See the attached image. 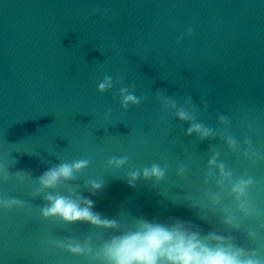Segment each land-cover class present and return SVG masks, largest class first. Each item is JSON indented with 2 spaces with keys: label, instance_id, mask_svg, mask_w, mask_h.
<instances>
[{
  "label": "water",
  "instance_id": "water-1",
  "mask_svg": "<svg viewBox=\"0 0 264 264\" xmlns=\"http://www.w3.org/2000/svg\"><path fill=\"white\" fill-rule=\"evenodd\" d=\"M106 75L114 86L100 92ZM121 87L141 103L125 110ZM161 94L192 111L184 104L190 96L196 120L217 135H186L189 123L164 109ZM221 115L231 121L227 134L251 139L264 154V0H0V164L10 176L0 197L27 202L0 210V264H89L49 241L113 234L45 219L46 201L31 197L44 171L77 159L90 161L77 180L46 191L67 194L79 185L89 195L85 180L99 177L104 187L92 199L103 217H178L264 257V218H243L234 230L218 210L202 207L206 190L221 191L215 180L203 183L209 171L219 176L208 168L216 151L234 177L255 178L249 198L264 209V159L249 161L228 147ZM113 156H127L128 168L167 166L165 180L141 176L130 187L124 170L107 169ZM223 193L233 206L227 185ZM250 227L258 241L248 238Z\"/></svg>",
  "mask_w": 264,
  "mask_h": 264
},
{
  "label": "clouds",
  "instance_id": "clouds-1",
  "mask_svg": "<svg viewBox=\"0 0 264 264\" xmlns=\"http://www.w3.org/2000/svg\"><path fill=\"white\" fill-rule=\"evenodd\" d=\"M114 86L113 78L104 76L98 83V90L105 92ZM121 106L127 110L129 105H139L141 98L135 95L128 87L119 89ZM159 100L164 109L174 112L175 117L189 123L185 134H195L199 139L205 140L217 135L216 129L198 122L193 115L196 106L192 104V98L186 97L184 104L192 108L179 105L171 97L159 95ZM107 115H111V109ZM220 123L225 126V135L222 137L228 147L237 154L242 152L249 161L262 160L264 154L253 148L251 139L241 143L234 136L227 134V128L231 121L221 115ZM127 156H113L107 160L108 170H124L130 187H135L136 182L143 177L144 180H154L160 184L167 175V166L152 163L143 168H128ZM88 159H77L71 162H62L49 167L38 179V187L31 193V197L42 196L46 201L40 208V214L45 219L59 218L66 224L84 222L94 228L111 230L113 234L105 238L104 233L89 234L81 239L67 237L64 239L50 240L49 244L59 247L73 255L84 256L89 264H264V257L258 250H250L237 245L231 235H222L215 231L202 232L198 225L191 221L178 217L169 218L167 221L149 219L143 216H132L122 211L118 217H103L95 211L96 201L92 199L104 187L102 179L91 177L85 180V187L89 195H84L79 190V185H71L67 194L55 191L59 186L75 181L78 174L89 167ZM208 168L218 169L219 176L209 171L203 180L204 184H210L213 180L221 188V191L206 190L202 207L212 211L218 210L222 214V223L229 228L239 230L243 218H264V209L259 208L249 198V189L256 183L251 175L234 174L227 165L220 160V153L214 151L208 160ZM186 167L181 163L177 165V175L186 178ZM31 177V174H27ZM10 176L0 164V182L7 181ZM227 185L228 193L233 198V206L223 203V189ZM26 201L15 198L0 197V210L14 207H25ZM127 217V222L122 224L121 217ZM208 221L207 215L201 217ZM250 240L258 241L260 234L256 228L247 230ZM95 237V238H94Z\"/></svg>",
  "mask_w": 264,
  "mask_h": 264
}]
</instances>
